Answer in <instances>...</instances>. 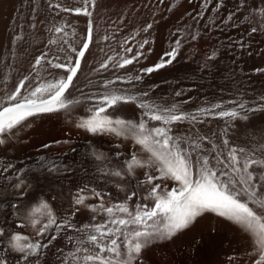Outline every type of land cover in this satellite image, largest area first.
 Wrapping results in <instances>:
<instances>
[{"label": "rangeland", "instance_id": "obj_1", "mask_svg": "<svg viewBox=\"0 0 264 264\" xmlns=\"http://www.w3.org/2000/svg\"><path fill=\"white\" fill-rule=\"evenodd\" d=\"M3 1L4 0H0V3L2 2V4L0 5V104H4L6 106L7 96L12 94L16 90L21 81H24V87L20 90V99L21 97L27 96L28 93L40 83H46L49 81L54 82L55 77L59 76L60 73V78H66L64 76H67L66 70L63 68L58 69L52 67L49 61H51L52 63L64 64L71 62L74 65L76 60L79 59L80 67L77 71L76 76L73 78L71 86L65 93V95L69 99H71L70 97H72V95L77 90L88 93L92 89L96 88L103 87L106 89H110L111 87H117L119 86L118 84H120V82L121 84L124 83L123 80L125 81V83L129 82L132 78L133 72L134 75L140 74V72H143L144 69L154 67L155 65L160 63L162 59L164 60L165 58L164 61H167L168 58L170 59V57H167L165 54L171 52L174 48H176L177 41H179L180 46L178 48L176 58L170 63L171 66L169 63L165 62L164 67L156 69L154 71H167L175 69L177 67L178 69H180L182 67H187L190 65L189 67L191 69H194L195 67V69L197 70L205 69L206 74L211 73L212 75H209L210 77L208 80L199 79V81H196L206 84H210V82H212L211 86H213L214 84L220 82L219 80L214 78L216 76H213V68H217L216 71L220 72V70H222L223 72H225V77L220 79L225 82H221H223L224 84L227 83L226 85L228 87L230 85H235L234 87L231 86L234 88H232L233 91L237 90L235 89V87H241V92L244 93L246 101L244 102V105L247 109H256L257 107L258 109H264V0H171L175 3L177 1L176 4H174V2H171L170 0H136L138 6L135 4V2L131 4V0H111L113 2V8H116V12L114 10L113 11L115 12V16L117 15V23L120 20L121 23H119L124 26H120L121 28H117L120 24L115 26V31H118H116L117 36L115 37V40L119 43V45L117 44L119 47V51L122 50V55H125L121 60L119 59V62L122 63L123 59L126 58L132 59L133 57H136V59L133 60V63L125 65L124 68L119 67L118 62V65H115V67H111V69L109 70L108 68L104 70V61H101L102 57H100L99 59H95V53L99 52V50L96 51V48L99 46V40L97 39L98 31L96 22V10H98L97 8L102 0H94V4L92 0H87V8L91 13V16L76 14L74 11L62 10L65 8L73 10L76 8H83L85 7V0H6L4 1L5 4ZM145 1L146 3H144ZM129 3L131 4L130 6L135 4V7H133L134 9L136 8L135 10L137 12L134 9L133 11L130 8V6L128 5ZM122 4L127 7L123 6ZM142 4L146 5L143 6ZM56 5H59L60 7H56ZM116 6L120 7L118 8ZM122 7H124L125 11L124 9H121ZM128 8L129 14H127L128 12H126ZM134 12L138 13V15H136ZM130 14L133 19L135 17V19L132 20L133 23L130 20L132 18L129 16ZM118 15H123L122 17L124 19H119L120 17ZM125 15L128 16H126L128 19L130 17V19L127 20V22L129 21L128 24L127 22H123L127 19ZM136 20H138V23L136 22ZM89 22H91L92 26V39L89 43L88 49L85 51L84 57L78 58L76 52H73L72 49L75 48L78 52L82 49V45L87 42L86 37L88 34ZM124 23L127 24V26H125ZM129 23H131L132 25ZM148 25H151V27L149 28ZM83 26L85 27V29ZM131 26H133V30L131 29ZM59 27L63 28V32L57 33L55 31V29ZM125 27H128L127 31ZM253 28H255L256 31L253 32ZM134 30L135 32H139L138 35L141 34L144 39H147V43L142 40L143 37L141 35L139 38L136 37L137 33H133ZM145 31H147L148 33H146ZM82 34L83 37H81ZM132 34L133 37H136H134L135 40H133ZM123 39L125 40V43ZM136 39L144 41L143 44L141 43V45H139L140 41L138 42L136 41ZM131 40L133 41L131 42ZM162 40H164V42H162ZM50 41H55V43H51ZM128 44L129 47H127ZM147 44L150 45L148 46ZM138 45L142 49L138 48ZM151 45L153 46L152 48ZM129 48L131 49V51H128ZM157 51H160L162 53L159 54ZM140 53H142V55H139ZM101 54L102 52L100 53V56H102ZM41 55H45V59L39 66H36V59ZM157 56L159 57V59ZM155 57L157 59H155ZM196 57L202 58V62L204 63V65L202 62L200 63L201 65L195 64L196 62L194 59ZM68 58H71V60H69ZM89 60L92 63L89 62ZM93 60H96V62ZM136 60H139L140 63L143 62L144 64L146 62L145 66L143 67V65H140V63ZM156 60L158 62H156ZM88 62L91 67L94 68V71L93 69L92 71L89 70L90 65L87 64ZM102 63L104 67L102 66ZM193 64L196 66H194ZM131 65L133 68L131 67ZM99 66H101V69L103 68L106 74L104 73V71L102 73V70L99 69L102 75L100 74V72H97L99 73V76H97V78L95 77L96 74L94 73L98 71ZM116 66H118L119 69ZM199 66L201 67L199 68ZM87 67L88 69L86 70ZM127 68H129V70H127ZM210 68L213 70H210ZM88 70L91 72H88ZM63 73L66 74L62 75ZM87 73H89L90 76L88 75L89 77L87 76L88 78H85ZM226 73L229 76H227V79ZM234 75L237 76V78ZM59 77H57L56 80H58ZM90 77L92 78V80ZM232 77L234 78L232 79ZM234 79L236 81L238 80L237 84H235L236 81ZM231 80H233V82ZM94 81L96 84L94 83ZM109 81H112V83L109 84ZM257 81H260L258 82V85L256 84ZM230 82L232 84H230ZM247 83L250 87L247 85ZM243 84L246 86L244 87ZM242 87L246 88V90ZM253 89H256L257 92H253ZM248 92H252L251 94L253 96L248 94ZM257 94L260 96H258ZM78 99L81 101V103L73 106L68 111L56 112L50 117L52 118V123H54L53 126H55V129L53 127H50V129L44 131L45 135L43 136V142L48 143L50 135L53 133L56 141L51 145L49 143V148L53 152L55 151L57 153H64V151L67 150L66 142L68 141V139L65 138L67 137V135L66 132H64V127H62V125L64 126L69 119L73 118L76 115V112L73 113L71 111L74 107H79V109L85 110V102L82 100L81 95ZM255 99L257 101L256 104ZM128 105L132 106L131 109L136 113L137 119L139 120L143 114V110L139 108L136 103H119L114 108L108 109V111L115 108L120 109L123 106ZM179 112H182L189 116L196 115L197 119L195 121L191 119H185L183 121L173 123L172 125H170L171 134L174 137L183 138L184 146L189 148L190 151H193L190 147L192 142L200 143L201 147L194 150L192 154V160L194 162L196 161L197 155H200L209 156L210 162L212 164H215L214 158L216 157L218 152L221 153V143L218 141L225 135L223 122L221 118L217 117L218 111H215L217 113L216 115L215 112L213 113V111H211L209 114H201L198 112ZM50 114H38L36 116H40V118L38 119L40 121H44V117ZM246 114H249V119L246 120L247 122H249L256 117H263L264 110H258L255 112L248 111ZM58 119H61L62 121L60 120L59 122ZM150 125L161 126L159 122H150ZM58 126L62 127V131L61 129H58ZM21 133H25L24 136L28 134V132L26 131ZM21 133L19 135L22 138L24 136H22ZM24 138H27V136ZM218 138L219 140H217ZM25 140L27 141L25 144L29 143L27 139ZM214 144L216 146L215 150H213ZM218 145H220V148L218 147ZM137 146L138 145L131 144L130 150L134 151ZM34 151L39 152L37 149ZM221 158L223 157L221 156ZM114 161L111 164L103 165V169L100 168L101 166L98 169H95L92 166H87L85 164L74 165L69 168V170H62L61 172L58 171L59 173L55 172L57 174H53L54 179L52 178V183L44 182V178H39L38 185L33 184V190H35L37 194H41L42 197H40V199L37 197L34 201L31 202H26L23 200V198L21 199L22 201L11 199L12 194H18L21 197L26 196L25 194L28 190L26 187L29 186L26 175L14 174V180H10L11 182L8 181L3 184V191H7L8 194L7 192H1V190L0 192L2 194L0 193V196L5 201L12 202L11 212L17 216L14 221L17 228L24 230L27 236L31 238V241H38L41 243V245H46V247L41 248L38 255L34 256L33 262L31 261L29 263L77 264V262L73 259L72 253L77 247L76 242L78 240L85 239V233L83 231H77L76 229H84L85 225L100 224L108 220L107 214L102 211H98L96 212V214L95 212L90 211L88 212L89 215L88 213H86L84 206H92L93 204L95 205V203L98 202L99 205L101 204L100 197L95 196L93 190L101 194L105 207H109L112 204L125 201L129 204V206H133L132 208H134L137 204L143 205L144 202L145 204L149 203L148 205L150 206L152 205L153 202L151 200L148 202L149 199H144L148 193L145 194L146 196L143 195L142 197V190L138 191L137 186H127V184L121 183L119 178V180H117L118 176L114 175V173L119 170L122 175L123 172L120 168L119 163L117 161ZM25 179L27 180V183H25ZM50 183L51 186H49ZM155 183H160L161 187H164V183L162 181H155ZM17 185H19V187ZM97 185L102 188V192L96 189L95 186ZM144 185L145 188L147 187V190L145 189L146 191H144L149 192L152 185L147 183H144ZM173 186L174 184H172V187ZM47 188L49 190H47ZM81 190H83V192ZM4 193L7 195H5ZM132 193H135V195L132 196ZM79 195H85L86 197H88L83 205H77L75 203V200ZM137 195H139L140 197ZM130 196L132 197L131 199H129ZM43 198L46 199V201H48V203L51 205V208L57 218L58 224L63 223L65 219H67L69 223L74 225V228L64 227L61 229H57L55 226H53L43 235H38L37 230L40 226L37 225L36 228H33L26 218V214L29 213L41 199L44 200ZM0 206V209H2L3 211H10V208H7L6 204H0ZM22 209L27 210V212L24 210L26 214H24V211ZM90 213H94L95 215H91ZM198 218L200 219L196 220L194 228L195 231L194 229L190 230L189 227L188 229H186V231L184 230L178 233L171 240H167V243L160 240L150 242L149 245L141 252L139 257L137 258L136 264H239V261L236 260V255H241V257H238V260L243 256L242 259H244V264H254V260L258 259L257 256L254 257V259L252 257L258 254V251L256 249V245L253 244L254 239L249 235V238L247 237L248 240L245 239L246 242L244 241L238 253L234 256L235 259L233 257H227V259L225 256V258L220 256L218 258H215L217 259L216 261L212 257L216 255L217 251L214 245L211 244V240L213 241L214 238L220 234V230L217 227H210L209 229L207 228L208 225H206V228L203 227L207 229V233H205V229L199 230L198 228H200L201 226L199 227L198 225H200V223L202 225L204 220L203 216ZM44 222L45 221L43 220L41 221V223ZM206 223L207 222H205L204 224ZM192 225L194 226V224ZM193 226H191V228H193ZM208 230H210L211 232L215 230L212 233L219 230V233H215L213 234V236L212 233ZM20 234L23 235V233ZM53 237H55V239H53ZM9 244L10 241L7 243L6 250L9 249L7 251L11 253H18L13 250L10 247L11 244ZM85 246L90 247V245ZM19 254L23 256V254ZM250 257L253 260H249Z\"/></svg>", "mask_w": 264, "mask_h": 264}, {"label": "snow or ice", "instance_id": "obj_2", "mask_svg": "<svg viewBox=\"0 0 264 264\" xmlns=\"http://www.w3.org/2000/svg\"><path fill=\"white\" fill-rule=\"evenodd\" d=\"M92 2L94 4V0ZM56 7L60 6L56 5ZM62 10L91 16L87 8V0L83 8ZM148 27L150 28L151 25ZM91 29L89 22L87 42L78 52L75 48L72 49L79 58L84 57L89 47L92 39ZM55 31L63 32V28H56ZM252 31L256 29L253 28ZM50 42L55 43V41ZM179 46L177 41L176 48L165 54L170 57L166 63L170 64L176 58ZM44 59L45 55L38 57L36 66H39ZM134 59L136 57L123 59L119 67L123 68L133 63ZM49 63L54 68L65 69L68 73L66 78L40 83L22 99L19 97L24 81L20 82L16 90L7 96L6 106L0 104V145L5 144L7 138L13 134V130L30 117L68 111L81 103L79 99H69L65 95L80 67L79 59L74 65L71 62L64 64L49 61ZM164 66L165 61L162 59L154 67L143 71L151 73ZM108 83L111 84L112 81ZM90 99L91 106L86 109L89 114L80 117L76 127L93 135H114L124 140H132L134 145H139L142 152L147 154V158L142 159L133 152L131 159L126 162L127 171L134 173L136 168L148 170L142 183L152 185L145 199H150L153 203L151 206L137 204L132 208L125 201L105 207L101 194L93 190L94 195L100 197L101 204L92 205L90 208L92 211L106 213L108 220L100 224L85 225L84 229H76L85 233V239L76 242L77 247L72 253L77 264H136L137 258L150 242L171 240L178 233L188 229L205 213L222 217L248 233L254 239L259 253L255 264H264V216L259 215L254 207L250 206L255 205L264 209V191H261L264 188V155L257 157L244 148L233 146L224 158H221L222 153L218 152L215 164L210 162L209 156L200 155H197L194 162L192 154L201 147L200 143L192 142L190 147L193 151H190L184 146L183 138L171 134L170 125L185 119L195 121L196 115L189 116L179 112L175 105L169 108L161 107L138 101L136 96L124 95L116 91L105 92ZM119 103H137V106L143 110L141 118L137 121L109 114L108 109L114 108ZM214 107L219 108L220 105ZM258 110L264 109H247L241 103L239 111L236 109L220 111L218 116L246 121L249 119L246 114L248 111ZM201 113L209 114L210 110L202 109ZM150 122H159L161 126H150ZM223 142L225 145L229 143L227 139ZM215 148L216 146L213 145V150ZM152 169H155L158 175H151ZM256 169H260L259 173ZM114 175L120 176L121 172L116 171ZM155 181H171L174 182V186L169 189L165 184L162 188L161 184ZM134 195L135 193H132V196ZM87 198L85 195H79L75 203L83 205ZM131 198L130 196L129 199ZM26 218L33 228L40 226L37 230L38 235H43L53 226L57 229L74 228L67 219L58 224L51 205L44 200H40L27 213ZM42 220L45 222L41 223ZM2 235L3 229H0V236ZM10 244L13 250L23 254L26 261L30 256L38 255L42 247H46L19 233L10 236ZM0 264H3V261H0Z\"/></svg>", "mask_w": 264, "mask_h": 264}, {"label": "bare ground", "instance_id": "obj_3", "mask_svg": "<svg viewBox=\"0 0 264 264\" xmlns=\"http://www.w3.org/2000/svg\"><path fill=\"white\" fill-rule=\"evenodd\" d=\"M4 1H6V0H4ZM137 1L136 0L132 1L131 0V2H132L131 4H133L135 2V4L137 5V3H136ZM174 1H171V2H174ZM182 1H184V0H182ZM112 3L113 2L111 0H102L101 3L99 4L98 8H97L98 10H96L97 11L96 12V22H97V31H98L97 39L99 40V46L97 47L98 49L96 48V51L99 50V52L95 53V51H94V53H95V59H99L100 57H102L101 61H104V65H107L106 68H105L103 66V63H102V66L104 67V70L107 69V68L109 70V69H111V67H115V65H118L119 59L121 60L122 57L125 56V55H122L123 54L122 50L119 51V47H118L119 43H118V41L115 40L116 39L115 37L117 36L116 35V31L117 30L115 31V26L119 25L121 22L119 20L118 23H117V20H118L116 18L117 15L115 16L116 8H113ZM144 3H146V1ZM176 3H177V1H176ZM176 3L174 2V4H176ZM1 4H2V2L0 3V5ZM4 4H5V2H4ZM131 4L129 3L128 5L130 6ZM135 4L130 6V8L132 10L134 9ZM120 5H121V3H120ZM145 5H143V6H145ZM123 6H125V5H123ZM116 7L119 8L120 6H116ZM125 7H127V6H125ZM121 9H124V7H122ZM124 11H125V9H124ZM165 11H166V9H165ZM126 12H128L127 14H129V8L127 9ZM120 14H122V13H120ZM135 14L138 15V13H135ZM122 16L123 15H120L119 16L120 18L119 17L118 18L119 19H121V18L124 19ZM126 16L127 15H125V17ZM129 16L132 17L131 14ZM130 17H129V19H130ZM137 17H136V19H137ZM129 19L127 18L126 21H123V22H127V20H129ZM134 19H135V17H134ZM134 19L132 17L130 19L131 22ZM137 21L138 20H136V22ZM128 22H127V24H128ZM169 23H170V21H169ZM175 23H177V22H175ZM127 24L124 23L125 26H127ZM129 24H131V23H129ZM120 26L124 27V26H122L120 24L119 27H117V28H121ZM128 27H125L126 31L128 30ZM132 27L133 26H131V29H132ZM155 28H157V27H155ZM84 29H85V27H84ZM152 30H151V32H152ZM140 32H141V29H140ZM145 32L148 33L147 31H145ZM133 33H135V34L137 33L136 37H138V38L141 35V34L138 35L139 32H137V31L135 32V30H134ZM144 33H142V34H144ZM153 33H154V31H153ZM119 36H121V35H119ZM81 37H83V34H82ZM134 37H133V34H132L133 40H135ZM82 40H81V42H82ZM125 40H126V38H125ZM125 40H124V43H125ZM133 40H131V42ZM142 40L147 41V39H144V37H143ZM127 41H126V44H127ZM129 41H130V39H129ZM136 41L139 42L140 40L136 39ZM141 41L139 42L140 44L138 43L139 45H141V43L143 44V42H144V41H142V42ZM148 41H150V40H148ZM162 42H164V40H162ZM150 44H152V43H150ZM139 45H138V48H141V47H139ZM127 47H129V44H128ZM136 47H137V45H136ZM152 47L153 46L151 45V48ZM157 47H158V45H157ZM101 52H102V54H101L102 56H100ZM135 52H136V50H135ZM157 52L159 54L162 53L160 51H157ZM133 53H134V51H133ZM163 57H164V54H163ZM137 59H139V58H137ZM155 59H157V58L155 57ZM158 59H159V57H158ZM164 60H165V58H164ZM194 60L196 62L195 64H197V65L202 62V58H200V57H196ZM74 61H75V59H74ZM93 61L96 62V60H93ZM136 61L139 62V60H136ZM89 62H91V61L89 60ZM89 62L87 64H89ZM156 62H158V61L156 60ZM93 64H95V63H93ZM119 64H120V62H119ZM145 64H146V62H145ZM145 64L143 62L140 63V65H143V67L145 66ZM174 64H172V65H174ZM89 65H87V66H89ZM132 65H131V67H132ZM203 65H204V63H203ZM118 66H116V67L118 68ZM170 66H171V64H170ZM189 66L182 67L180 69H178V67H177L175 69H171V70H167V71H163V70L162 71H153L151 73H148V72H145V71H143V72L141 71L142 73L140 72V74H136V75H134V72L133 73L131 72L132 73L131 80L130 81L128 80L129 82H127V83H125V81L123 80L124 83L121 84V82H120V84H118L119 86H117V87H111V88L109 87L110 89H106V88H103V87L102 88H96V89H92L88 93L81 92L80 90H77L72 95V97H70V98L71 99H73V98L74 99H78L79 96L81 95L82 100L85 102V104H84L85 105V110H83V109L81 110V109H79V107H76V108L74 107L71 111L73 113L76 112V115L73 118L69 119L65 123L64 126L62 125V127H64L63 130H64V132H66V135H67V137H65V138L68 139V141L66 142V146H67L66 149L67 150L64 151V153H57L55 151L53 152L49 148L50 145L53 144L56 141V138H55L53 133L50 135V139H49L48 143H44L43 142V136L45 135L44 131H46L47 129H50V127H53V128L55 127V126H53L54 123H52V118H50L51 115H54V113H52L50 115H46L44 117L45 118L44 121H40L38 119V118H40V116L39 117L38 116L30 117L22 125L18 126L17 129L13 130V134L11 135L10 138H7V142L5 144L0 145V191L2 190L1 192H7V191H3V189H2V187H4L3 184L8 182V181H10V180H14L13 179V175L14 174H24V175H26V178L28 179V182H29V186L26 187L28 189V190L26 189L27 190V192L25 194L26 196L25 197H21L18 194H12L11 199H13V200H15V199L16 200H21L23 198L24 201L31 202V201H34L37 197L39 199H40V197H42L41 194H39V193L37 194L36 191L33 190V188H34L33 184L38 185L39 178H44V182H51V180L53 178V174L55 172L59 173L62 170H67V169L69 170V168H71L74 165L85 164L87 166L90 165L93 168L98 169L100 166H101L100 168H102L103 165L111 164L115 160V161H117L119 163L120 168L122 169V172H123L122 175L117 177V180L120 179V182L123 183V184H127V186H130V185H133V187L137 186L138 187V191L142 190V197H143V195L148 193V192H145L147 190L146 189L147 187L145 188L144 183H142V181L145 180V172L148 171V170L143 169V168H136L134 170V173H129L127 171L126 162L131 159V154L133 152H136L137 155L140 158H142V159H146L147 158V154L142 152V150H141L139 145L136 147V149L134 151L133 150L131 151L130 150L131 144H134L132 140H124L122 138H117L114 135H100V134L93 135V134H91V133H89V132H87V131H85L83 129L77 128L76 127L77 121H78V119L80 117L87 116L89 114L86 111V109L91 106L92 100L90 98L94 99L95 97H97V96H99V95H101V94H103L105 92H109V91H116V92H118L120 94L136 96L138 98V101H143V102L159 105L161 107L169 108V107H172L173 105H175V106H177L178 111H183L185 113H190V112L201 113L202 109H208V110H210V112L213 111V113L215 111H218V113H219L220 111H231L233 109H236V110L239 111V105L241 103L244 104V102H246L244 93L241 92V87L240 86L235 87V89H237V90L233 91V89H234L233 87L235 85L234 86L230 85L229 87H231V86H233V87L229 88L226 85L227 83L226 84L223 83L225 81L220 80L223 77H225L224 76L225 72H223L222 70H220V72H219V71H216L217 68L216 69L213 68L214 70L210 68V70H213V72H214L213 76H216L214 78L220 81V82L214 84L213 86H211L212 82H210V84H206V83H199V82L196 81V80L199 81V79L200 80L201 79L202 80L203 79L204 80H208L209 77H210L209 75H212L211 73L210 74H206V72H205L206 70L205 69H201V70L198 69L197 70V69H195V67H194V69H191ZM194 66H196V65H194ZM90 67H91V65L89 66V70L92 71V69H93V71H94V68L91 67V69H90ZM100 67L101 66H99L98 67V71H96V73H94V74H96L95 77L99 76V73H97V72H100L99 71V69H101ZM200 67L201 66H199V68ZM196 68H198V67H196ZM206 68H208V67H206ZM87 69H88V67L86 68V70ZM89 70H88V72H91ZM95 70H96V68H95ZM101 70H102L101 72L103 73V71H104L103 68ZM127 70H129V68H127ZM233 71H235V70H233ZM101 72H100V74L102 75ZM58 73H60V72H58ZM104 73H105V71H104ZM64 74H66V73H63L62 75H64ZM92 74H93V72H92ZM88 75H89V73H87L86 76L84 74L85 78ZM49 76H51V75H49ZM59 76H61V73H60ZM59 76H57V77H59ZM64 76L66 77V75H64ZM107 76H108V74H107ZM227 76L228 75L226 73V79H227ZM57 77H55L54 81L56 80ZM137 77H139V79H137ZM235 77L237 78V76H235ZM233 78L234 77H232V79ZM59 79H60V77H59ZM83 80H84V78H83ZM91 80H92V78H91ZM221 81H223V82H221ZM231 81L233 82V80H231ZM237 81L235 82V84H237ZM258 82H260V81L256 82L257 85H258ZM94 83H95V81H94ZM248 83H247V85H248ZM228 84H229V82H228ZM230 84H232V83L230 82ZM243 86L245 87L246 85L243 84ZM252 86H254V85H252ZM252 86H251V88H252ZM88 87H89V85H88ZM243 89L246 90V88H243ZM247 90H249V89H247ZM255 90L253 92H257V90L256 91ZM145 93H146V95H145ZM251 93L252 92H250V93L248 92V94L252 95ZM263 93H264V90H263ZM254 94H256V93H254ZM258 96H260V95H258ZM22 98L23 97H21V99ZM255 101H256V99H255ZM256 103H257V101L255 102V104ZM215 105H220V107L219 108H215L214 107ZM131 107H132L131 105L123 106L120 109L119 108H115V109H111L108 112H109V114H111L114 117H122L124 119H130V120H137L138 121L136 113L131 109ZM256 109H258V107ZM216 114L217 113L215 112V115ZM247 115H249V114H247ZM46 117H48V118H46ZM217 117H219V116H217ZM219 118H221V120L223 122V127L227 131V134L224 135L222 138H220V140H219V138L217 139V140H219L218 142L221 143V153H222V157L223 158L227 156V153H228L229 149L231 147H233V146L239 147V148H244L247 152H249L250 154H254L257 157H261L262 155H264V116L263 117H256L255 119H253V120H251L249 122L243 121V120H240V119L232 120L231 118H224V117H219ZM60 120L58 119L59 122H60ZM222 122H221V124H222ZM62 127H59L58 129L59 130L61 129V131H62ZM24 131L28 132V134L26 133L27 135H25V136H24L25 133L24 134L21 133V132H24ZM20 133L24 137L27 136V138H24V137L21 138V136L19 135ZM25 139H27L29 143L25 144L27 142ZM225 139L228 140V142H229L228 145L224 144L223 141ZM23 140H24V142H23ZM65 141H66V139H65ZM49 143H50V145H49ZM219 146L220 145H218V147ZM36 149L39 152L34 151ZM49 149H50V151H49ZM256 171H257V173H259L260 169H256ZM150 172H151V175H153V176L158 175V173L155 171V169L150 170ZM57 173H55V174H57ZM26 181L27 180L25 179V183H27ZM162 182L164 183V185L166 184L169 189H171L170 187H172V184H174V182H171V181H162ZM51 183H50L49 186H51ZM95 187H96V189L98 191L102 192V188L100 186L97 185ZM7 188H9V187H7ZM7 188H5V189H7ZM47 190H49V189L47 188ZM261 191H264V188H262ZM7 194H8V192H7ZM7 194H5V195H7ZM47 194H48V192H47ZM137 196H139V195H137ZM4 197H6V196H4ZM139 197H138V199H139ZM44 200L46 201V199H44ZM149 201H150V199L148 200V202ZM98 203H95V205L97 204L99 206ZM0 204L1 205L6 204V207L10 208L9 212H7V210L3 211L2 209H0V229H3V235L0 236V261H3V264H27V263H29L31 261L33 262L34 256H30L29 259L26 261V260H24L23 256L20 255L19 253H11V252L7 251L9 249L6 250V246H7V243L10 241V236L11 235H14V234H17V233H19V234L23 233V235L27 236V234H26V232H24V230H22L20 228H17V226H16V224L14 222L17 216L14 213L11 212L12 202H7L3 198H1V196H0ZM144 204H145V202H144ZM90 206L91 205L84 206V209H85L86 213L92 211ZM251 206L254 207V210H256L259 215L264 216V209L258 208L255 205H251ZM23 211H22V213H23ZM25 211L27 212V210H25ZM25 211H24V214H26ZM92 212H95V214H96V212H98V211H92ZM86 213H84V214H86ZM20 214H21V212H20ZM95 214L93 213L91 215H95ZM88 215H89V213H88ZM26 216H27V214H26ZM197 219H200V218H197ZM203 220L205 222H207V223L204 224L205 223L204 221H203L204 225L203 224L201 225V223H200V225H198V226L199 227L201 226L202 228L201 227L198 228L199 230L205 229L206 225L209 226V227L207 226V228H209V229H210V227L211 228L212 227L213 228L217 227L220 230V234L217 235V237H215L213 241L211 240V244L214 245V247L216 248V251H217L216 255L214 257H212L214 259L218 258L220 256H222L223 258H225V257L226 258L227 257L228 258L229 257H233L234 258V256L238 253L239 249L241 248L242 244L244 243L245 239L248 240V238H249V234L244 232V231H242L237 225L231 223L230 221H228V220H226V219H224L222 217L216 216L215 214L205 213L203 215ZM102 223H104V222H102ZM193 224H194V226L191 225V226H193V228H191V226H190V228H189L190 230L191 229L193 230L195 228L196 221ZM203 227H205V228H203ZM219 230H217L214 233H212V232L215 231V230H213L212 232L210 230H208V231L211 232L212 235H213L215 233L218 234ZM194 231H195V229H194ZM204 231H206L205 233H207V229H205ZM29 239H31V238H29ZM212 239H213V237H212ZM164 242L167 243V240H164ZM253 244H255V243H253ZM252 248H254V247H252ZM258 254H256L255 256H252L253 259L256 256L258 258ZM239 256L241 257V255H239ZM239 256L236 255V260L239 261L238 262L239 264H244V259H242L243 256H242L241 259L238 260ZM250 259H252V258L250 257L249 260ZM215 260L217 261V259H215ZM29 264H32V263H29Z\"/></svg>", "mask_w": 264, "mask_h": 264}]
</instances>
